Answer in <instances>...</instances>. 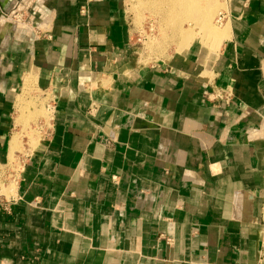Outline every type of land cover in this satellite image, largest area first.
Returning <instances> with one entry per match:
<instances>
[{"label": "crops", "instance_id": "obj_1", "mask_svg": "<svg viewBox=\"0 0 264 264\" xmlns=\"http://www.w3.org/2000/svg\"><path fill=\"white\" fill-rule=\"evenodd\" d=\"M227 7L147 65L125 0H0V264H264V0ZM28 78L50 117L13 155Z\"/></svg>", "mask_w": 264, "mask_h": 264}, {"label": "rangeland", "instance_id": "obj_2", "mask_svg": "<svg viewBox=\"0 0 264 264\" xmlns=\"http://www.w3.org/2000/svg\"><path fill=\"white\" fill-rule=\"evenodd\" d=\"M229 1L230 0H212L213 8L219 10L213 19V24L218 28H221L222 25L226 22L227 9L229 11V8L227 7L229 6ZM125 11L127 13L128 27L131 30L133 42L135 44L134 48L144 64H159L167 61L175 54L184 53L186 51V49L180 51L181 49H179L180 47L178 44L181 38L178 35L175 36L174 32L169 30L164 32L160 29V17L154 15L150 11V9L148 8L147 0H125ZM196 18L200 19V17L198 16ZM20 22H22L23 24L25 23L21 20ZM183 30L191 31L196 34L195 39L191 42L190 45H192L194 42H200L203 46H206L209 49L211 48L213 50L212 41L209 39L203 40L204 35L202 31H200L199 26L197 27V25L195 24L184 23ZM30 85L32 86H29V89L26 90L27 92L24 91L23 86L21 92L18 91L17 94L19 95V98L21 96L20 93L26 92V94L24 93L23 95V99H25V113L31 116L32 114L29 112H35V118H37L38 120L35 123L29 124L32 120L30 118L29 122H27V130H25L24 132V138L22 139V144L20 147L21 155L29 154V150H32L35 147L37 140H39V138L42 136L40 132H42L41 128L44 124H42L40 120L43 117H50L48 104L37 94L39 93V90H36L34 84ZM16 117L17 115H15V118ZM19 132V129H17L14 133L17 134ZM13 166H18L17 168H15L18 169L21 166L20 160L18 162V159H16L14 163L12 162V168ZM6 180H8L7 177ZM12 180L13 178H11V180H8L10 182L5 183L4 181H0V186L2 187V189L4 190L5 188L10 187L11 182H13Z\"/></svg>", "mask_w": 264, "mask_h": 264}, {"label": "bare ground", "instance_id": "obj_3", "mask_svg": "<svg viewBox=\"0 0 264 264\" xmlns=\"http://www.w3.org/2000/svg\"><path fill=\"white\" fill-rule=\"evenodd\" d=\"M147 4L150 11L160 17V29L164 32L167 30L172 31L175 36L178 35L181 38H179L178 44L179 49H181L180 51L187 49L196 36L194 32L183 30L184 23L199 26L200 31L204 35L203 40H211L216 47H219L223 43L229 32V23H224L221 28L213 24V19L219 10L213 8L212 0H147ZM197 16L200 19L196 18ZM30 84L31 78H28L23 84L24 91L29 89ZM26 92L24 93L26 94ZM24 93H21V96L18 98L17 107L19 115L16 118V125L22 129L12 140L11 153L13 155L20 150L24 132L27 130V122H29L30 118L33 119L35 117L33 114L29 116V114L25 113Z\"/></svg>", "mask_w": 264, "mask_h": 264}, {"label": "built area", "instance_id": "obj_4", "mask_svg": "<svg viewBox=\"0 0 264 264\" xmlns=\"http://www.w3.org/2000/svg\"><path fill=\"white\" fill-rule=\"evenodd\" d=\"M217 98L225 101V103L229 105L232 102V93L231 92L218 93Z\"/></svg>", "mask_w": 264, "mask_h": 264}]
</instances>
